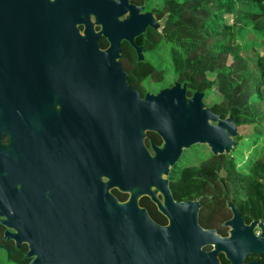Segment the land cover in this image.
I'll use <instances>...</instances> for the list:
<instances>
[{
	"label": "flooded vegetation",
	"instance_id": "obj_1",
	"mask_svg": "<svg viewBox=\"0 0 264 264\" xmlns=\"http://www.w3.org/2000/svg\"><path fill=\"white\" fill-rule=\"evenodd\" d=\"M57 1L0 0V264H264V215L226 186H192V194L176 195L183 164L171 167L169 187L176 201L198 204L166 215L143 195L139 203L154 225L148 235L136 229L127 236L122 220L109 229L108 221L93 217L87 188L61 178ZM127 3L161 21L145 0ZM100 45L107 47L104 37ZM147 140L162 143L156 132ZM203 160L198 155L186 164ZM204 178L192 173L185 181ZM111 191L119 200L128 197Z\"/></svg>",
	"mask_w": 264,
	"mask_h": 264
},
{
	"label": "water",
	"instance_id": "obj_2",
	"mask_svg": "<svg viewBox=\"0 0 264 264\" xmlns=\"http://www.w3.org/2000/svg\"><path fill=\"white\" fill-rule=\"evenodd\" d=\"M57 20L61 178L87 188L93 217L108 221L109 229L122 220L127 236L136 229L148 235L154 225L140 197L148 196L166 215L198 204L174 199L167 177L171 167L195 144L229 156L238 125L231 113L214 112L205 103L206 92L189 88L188 81L174 80L143 95L130 85L121 64L122 44L129 43L138 61L145 60L136 38L148 26L160 33L164 25L151 12L127 0H58ZM148 132H156L162 143L147 140ZM113 188L127 199L119 200Z\"/></svg>",
	"mask_w": 264,
	"mask_h": 264
},
{
	"label": "trees",
	"instance_id": "obj_3",
	"mask_svg": "<svg viewBox=\"0 0 264 264\" xmlns=\"http://www.w3.org/2000/svg\"><path fill=\"white\" fill-rule=\"evenodd\" d=\"M157 18L164 21L162 32L148 27L136 41L144 44L146 59L137 61L132 48L123 43L124 68L128 79L139 91L147 83L163 79L165 62L176 80L188 81L191 89L213 92L209 103L221 117L231 113L239 132L236 138L252 137L254 147L263 140L255 159L245 168L228 157L223 162L225 181L215 180L206 165L185 163L175 194H192L189 187H230L239 203L250 204L264 215V0H145ZM252 27V33L246 28ZM254 36V37H253ZM106 45L104 39L101 40ZM158 51L164 60L152 59ZM149 56V60L147 57ZM228 62L217 68L215 78L200 70L206 61ZM164 65V66H161ZM149 77L146 81L145 77ZM145 80L146 83H143ZM203 157V155H200ZM180 171V169H176ZM192 173L204 174V179L187 180ZM194 181V180H193Z\"/></svg>",
	"mask_w": 264,
	"mask_h": 264
},
{
	"label": "rangeland",
	"instance_id": "obj_4",
	"mask_svg": "<svg viewBox=\"0 0 264 264\" xmlns=\"http://www.w3.org/2000/svg\"><path fill=\"white\" fill-rule=\"evenodd\" d=\"M145 5L150 9V6L147 4V2ZM246 31L249 33H252V27L249 26L248 28H246ZM260 52L263 53L264 50L260 49ZM150 56L152 57V59L156 57V60L160 58L164 60L165 58L164 55L159 53L158 51L152 52ZM147 60H149V56L147 57ZM227 62H228V59L227 57L224 56L219 61L218 60L214 62L206 61L205 64L200 66L199 68L201 71L205 72L210 78H215V75H216L215 70ZM164 65H167V66L164 68L163 79L159 82H154V83H149V84L147 83L148 91L156 92L162 87H167L171 85L173 81L176 80L175 74H173L172 71L170 70V63L165 62ZM164 65H161V66H164ZM149 77L150 76L145 77L146 81L149 79ZM143 83H146V82L144 81ZM212 99H213V92H210V94L208 95L207 93H205V98H204L205 103L209 105V103L212 102ZM149 136L155 142L160 141V139L157 136H154L153 134H150ZM234 140L236 141V144L232 148V151L228 154L229 155L228 157L233 158L236 161V164L239 166V168H245L249 161L257 157L258 151L261 147L260 144L263 143V140L259 139L258 141L260 142V144L254 147L250 146L249 144V142L252 140V137L248 136L243 139L235 138ZM198 155H203L205 158V160L201 162L202 165H206L207 168L212 170L217 177L224 176L225 172L221 166L224 159H222L221 155L214 156L210 152L209 147L205 144H195V145L190 146L189 148L183 149V152L177 163L185 164L187 162H191L194 160V157ZM247 170H248L247 168L244 169L245 172Z\"/></svg>",
	"mask_w": 264,
	"mask_h": 264
}]
</instances>
